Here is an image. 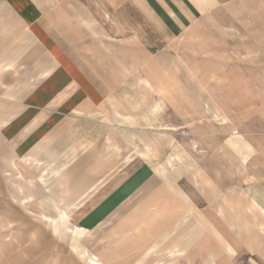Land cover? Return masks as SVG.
<instances>
[{
	"label": "rangeland",
	"instance_id": "374dc122",
	"mask_svg": "<svg viewBox=\"0 0 264 264\" xmlns=\"http://www.w3.org/2000/svg\"><path fill=\"white\" fill-rule=\"evenodd\" d=\"M29 36L0 0V264H99L81 250L83 232L68 218L69 199L96 178L102 189L95 201L142 162L174 177L191 199L190 222L175 229L186 236L173 238L170 253L161 248L147 264H264L262 202L243 190L245 165L225 143L233 129L215 122L214 57L203 66L215 78L205 80L173 55L145 62L127 73L121 101L88 114L52 115L44 134L37 129L21 143L13 139L23 140V128L13 123L23 119L24 99L51 65ZM192 56L199 74L202 57Z\"/></svg>",
	"mask_w": 264,
	"mask_h": 264
},
{
	"label": "crops",
	"instance_id": "0c3cea01",
	"mask_svg": "<svg viewBox=\"0 0 264 264\" xmlns=\"http://www.w3.org/2000/svg\"><path fill=\"white\" fill-rule=\"evenodd\" d=\"M2 1L51 64L48 77L24 99L23 119L13 123L23 128V140H13L26 142L37 129L44 134L52 115L88 114L121 101L127 73L145 62L173 55L192 77L205 80L214 76L203 63L214 57L215 122L233 129L226 146L245 165L243 190L253 192L264 210V0ZM193 53L202 57L199 74L192 69ZM244 79L253 81L242 87ZM162 173L142 162L95 201L102 187L96 178L84 181L67 213L73 228L83 232L81 250L99 264H147L161 248L169 252L173 238L186 236L175 229L190 222L191 199L174 177Z\"/></svg>",
	"mask_w": 264,
	"mask_h": 264
}]
</instances>
